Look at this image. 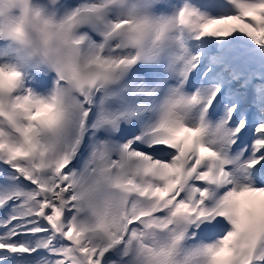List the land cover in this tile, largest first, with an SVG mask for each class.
<instances>
[{"label":"snow or ice","instance_id":"snow-or-ice-1","mask_svg":"<svg viewBox=\"0 0 264 264\" xmlns=\"http://www.w3.org/2000/svg\"><path fill=\"white\" fill-rule=\"evenodd\" d=\"M0 264H264V0H0Z\"/></svg>","mask_w":264,"mask_h":264}]
</instances>
